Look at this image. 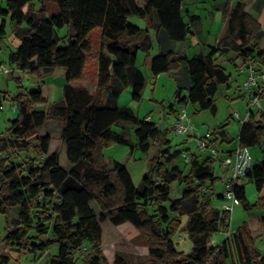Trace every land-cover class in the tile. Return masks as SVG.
<instances>
[{"label": "trees", "instance_id": "16d2710c", "mask_svg": "<svg viewBox=\"0 0 264 264\" xmlns=\"http://www.w3.org/2000/svg\"><path fill=\"white\" fill-rule=\"evenodd\" d=\"M35 1L0 0V43L7 36L8 21L20 41L9 56L12 78L20 88L22 80L15 78L16 71L40 78L35 90L25 89L15 97L18 116L0 135V221L6 219L2 242L17 246L20 256L36 259L58 246V253L46 264H77L79 260L110 264L103 251L102 226L109 222L113 226L130 224L146 237L150 264H228V260L264 264L261 252L253 248L255 238L247 222L231 230L221 244L212 245L213 236L228 232L231 225V213L214 204L219 180L215 159L194 153L188 163L183 160V166L180 160L189 149H175L167 130L147 118L140 120L129 107L105 104L107 93L116 99L130 88L133 100L140 103L147 86L137 58L140 51L152 49L151 35L129 19H145L171 40L186 42L194 34L191 23L198 17L186 22L184 0H38L40 8ZM52 6H57L56 14H52ZM223 16L227 20L225 39L208 54L189 58L170 51L153 57L154 76L177 72L182 64L188 67V94L178 88L172 112L188 104L197 112H217L220 88L230 87L232 77L221 64V56H229L227 60L236 68L244 60L262 71L264 5L255 16L244 2L227 4ZM65 27L70 34L63 47L57 31ZM97 29L99 47L91 38ZM92 54L98 61L94 93L70 85L84 79ZM58 68L66 69L63 99L47 110H37L48 105L44 75ZM50 121L62 124L70 170L61 167L57 153L49 155L52 137L38 135L39 128ZM121 123L136 125L134 148L145 154L157 148L139 185L124 164L114 161L111 165L104 154L112 144H130L125 133L113 130ZM226 128L222 124L216 134L225 137ZM238 144L249 148L264 145V112L250 113L241 126ZM10 151L14 157L27 153V160L21 163L3 156ZM247 178L255 183L264 202V151L262 162L254 164ZM176 182L184 186L179 199L172 197L171 186ZM236 193L241 205L250 210L245 186H239ZM94 203L101 211L99 216ZM182 217H187L186 225ZM183 229L193 242L188 254L176 248L175 237ZM1 263L6 264V259ZM113 264L130 262L117 253Z\"/></svg>", "mask_w": 264, "mask_h": 264}, {"label": "rangeland", "instance_id": "374dc122", "mask_svg": "<svg viewBox=\"0 0 264 264\" xmlns=\"http://www.w3.org/2000/svg\"><path fill=\"white\" fill-rule=\"evenodd\" d=\"M37 8H40L39 1L34 2ZM264 0H258L257 8L253 11L254 14H258L260 8L263 6ZM26 10V9H25ZM52 14L58 12L57 6H52ZM221 17V13H219ZM130 21L137 24L142 28L146 26V22L137 17H131ZM207 22H205L206 24ZM62 42L60 46H65L68 41L70 29L65 27L57 31ZM91 38L97 44L100 45V32L99 30L93 31ZM19 39L16 38L12 32V26L8 21L7 36L0 43V57L2 62L6 65V68L10 70L7 74L0 73V103L3 104V111L0 114V135L6 132L10 122L18 116L15 97L27 90H35L36 86L40 82V78L37 75L30 73H21L16 71L15 78L21 77L22 83L20 88L16 79L12 78L11 67L9 64V56L11 52H14L18 48ZM155 42V43H154ZM214 42V41H212ZM154 44V45H153ZM152 48L150 51H140L138 68H140L147 77V86L145 88L143 99L140 103L133 100L132 88L123 92V94L116 98L121 104L120 106H127L131 108L140 120H148L157 124L162 129L169 132V138L172 141V146L175 149L187 150L185 152L184 159L180 160V164L184 166V161L188 155L194 153L200 154L201 158H205L209 155L208 152H200L198 150L199 140L205 137L208 133L213 134V144L221 152V156L224 158L225 151L229 148L237 146L238 135L240 133L241 122L247 116L248 109V96L243 89L242 84L245 81L244 75H239L235 65L230 63L229 56H221V64L226 67L228 73L232 74L230 87H221L217 96V112L211 111L197 112V108L191 104L184 105L187 108L188 117L190 118L192 130L189 134L184 136H175L172 134L171 129L176 124L177 117L176 112H172L170 109L172 105H176V93L178 88H182L184 95L188 94L187 80L183 76V70L186 65L182 64V72L179 75V81L173 80L171 74H162L160 76H154L152 71L148 69L146 64L149 54H156L158 52L159 45L157 40H153ZM183 47L178 44L176 49L169 47L168 50H179ZM94 55L88 56L87 71L84 79L85 85H92L94 77L97 75V65L93 58ZM194 57V56H193ZM239 63V62H238ZM237 63V64H238ZM262 75H264V67H262ZM66 75V69L58 68L53 70L48 75H44V82L46 87V97L48 98V105L60 102L58 101L57 94L60 92L58 85L64 83ZM78 85V86H77ZM72 86L77 88L83 87V83H75ZM48 88H50V98L48 94ZM245 95V98L241 96ZM264 108V94L262 95L260 102L255 107V113L260 112V109ZM239 114V118L235 117V114ZM227 124L226 136L222 137L216 134L218 128L222 124ZM62 124L58 121H50L40 127V136H51L53 141L51 143V151L58 154L59 163L64 169L70 167V163L67 158V149L62 140ZM136 125L133 123H121L114 126V132L118 134L125 133L130 140V144H112L104 149V154L107 160L112 165L114 161L124 164L129 170L133 181L136 185H139L142 178L148 172L150 167V160L153 158L157 148L153 147L149 153H143L137 150L135 147L137 139L135 136ZM217 138V142H215ZM188 140L187 143H184ZM264 145L262 147L255 146L250 147V154L253 158V164L261 163L263 160ZM34 155V154H33ZM32 155V156H33ZM3 156L11 157L17 162H24L27 160V153L22 152L14 157L13 152L10 151ZM184 160V161H183ZM215 174L219 177V180L215 186L214 204L217 208L222 209L227 201L223 198H218L225 192V183L227 178V170L221 165V160L215 159ZM242 185L245 186L246 194L249 203L252 208L246 210L243 205L235 207L231 213V225L230 230H235L242 226L244 223H248L253 237L255 238L253 248L260 251L264 257V202L261 201V195L258 192L255 183L246 178L242 180ZM172 197L173 199H179L182 195V189L184 186L178 182L172 184ZM93 208L97 211L98 216L101 214L100 209L94 203ZM19 210L14 212V217H17ZM183 225H186L187 217H182ZM6 225L5 217L0 221V264L1 259H6V264H46L47 261L58 253V246H53L48 254L39 256L37 259L33 256H20L18 253V247L12 244H6L2 242V239L6 236L4 230ZM103 226V251L110 264H113L114 257L117 253L126 255L130 264H150L151 258L149 256V249L146 244V237L136 232L130 224H123L121 226H113L109 222L102 224ZM225 235L224 232H220L213 236L212 245L217 246L222 243ZM176 248L179 252L188 254L192 251L193 242L190 239L187 230H181L175 237ZM86 257V256H85ZM228 264H232L231 260H228ZM77 264H83L82 260H79Z\"/></svg>", "mask_w": 264, "mask_h": 264}, {"label": "crops", "instance_id": "0c3cea01", "mask_svg": "<svg viewBox=\"0 0 264 264\" xmlns=\"http://www.w3.org/2000/svg\"><path fill=\"white\" fill-rule=\"evenodd\" d=\"M238 2H244L246 4V10L249 13L255 16L259 14L258 13L256 15L253 13V11L257 8L258 0H217V1H214V0H184L183 1V11H184V14L186 15L185 16L186 22H189L190 17L192 16L198 17V20H193L191 23L194 29V34L190 35L186 42H176V41L171 40L163 29H156L155 26L151 25V23L145 19H142V21L146 22V26L142 28L141 26L139 27L137 24L132 23L130 21L131 19L130 18L129 22L132 25L142 28V29H148L151 35L152 44L155 38V40H157V43L159 45L158 52L156 54H152V53L149 54L147 58L146 64L148 65V69H150L151 71L153 57H155L158 54L170 52L171 50H168L170 49L169 47H174L176 49V46H178V44L182 45L183 47H181V49L179 50L172 51V52H175L176 54L186 55L189 58H192L193 56H196L199 54H203V55L208 54L212 47H217L219 43L225 39L226 32H227V20L223 16V9L225 5L230 4L231 6H235ZM262 8L263 6L260 8V11L262 10ZM219 13H221V17H219ZM205 22L207 23L205 24ZM139 53H138V58H137V66H138V61H139ZM95 63L97 65L98 61L96 60ZM183 71H184L183 76L187 80V89H189L190 80L188 76V67L186 66ZM181 72H182V68L179 71L172 73L171 74L172 79L179 81L178 79H179V75L181 74ZM260 74L262 75V72H260ZM80 82L83 83L84 85L83 88L88 89L91 93H94L97 89V75L94 77L93 84L90 86L85 85L84 81H80ZM80 82H75V83H80ZM75 83H70V85L72 86ZM260 83L264 85V75H262ZM66 84L67 82H66V75H65L64 83L62 84V86L58 85L59 87H61L60 92L57 94V97L59 99L58 101H61L63 99L64 88ZM77 86H72V87H77ZM48 89H49L48 94L50 98V88ZM105 104L108 106H112V107L121 105L116 99L111 97L109 93L105 95ZM48 106L49 105L39 106L36 109L37 110H47ZM121 107H127V106H121ZM238 145L239 144L237 142L236 147L227 149L225 151V156L231 155L235 151V149L238 147ZM52 154H54V152L51 151V146H50L49 155H52ZM221 165H222V162H221ZM71 168L72 166L70 165V167L66 170H70Z\"/></svg>", "mask_w": 264, "mask_h": 264}, {"label": "built area", "instance_id": "2783aa9c", "mask_svg": "<svg viewBox=\"0 0 264 264\" xmlns=\"http://www.w3.org/2000/svg\"><path fill=\"white\" fill-rule=\"evenodd\" d=\"M237 71L239 75H244L245 77L242 87L248 96V111L246 118L241 122L243 124L249 117L250 113L255 112V107L264 94V85L260 83L262 75L258 71L257 65L254 62L240 60L237 64ZM1 72L8 75L10 70L6 68V65L2 62L0 57V73ZM2 111L3 104H0V114ZM260 112H264V108L260 109ZM176 117V124L171 129L172 134L175 136L189 134L192 130V126L186 106L182 105L179 107ZM235 117L239 118L240 116L236 113ZM213 139V134L209 133L201 138L198 143V150L200 152H208L209 156L213 159L221 160L223 167L227 170L225 192L222 195L223 199L227 201V204H225L223 208L232 213L235 207L241 204L236 191L237 188L242 185V180L246 179L252 171L254 166L253 158L250 154V148L240 145H238L233 154L223 158L219 149L214 146ZM186 161H190V155L186 157ZM230 232L231 230L224 232L225 237H227Z\"/></svg>", "mask_w": 264, "mask_h": 264}]
</instances>
